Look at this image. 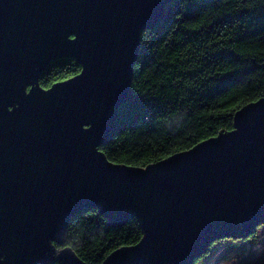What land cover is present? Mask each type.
<instances>
[{
  "label": "water",
  "instance_id": "water-1",
  "mask_svg": "<svg viewBox=\"0 0 264 264\" xmlns=\"http://www.w3.org/2000/svg\"><path fill=\"white\" fill-rule=\"evenodd\" d=\"M175 1L0 0L4 264H86L66 231L91 207L110 226L138 218L143 231L102 264H193L219 234L245 237L264 221V96L235 113L231 130L146 166L100 149L132 99L142 32ZM59 58L81 71L43 87Z\"/></svg>",
  "mask_w": 264,
  "mask_h": 264
},
{
  "label": "trees",
  "instance_id": "trees-1",
  "mask_svg": "<svg viewBox=\"0 0 264 264\" xmlns=\"http://www.w3.org/2000/svg\"><path fill=\"white\" fill-rule=\"evenodd\" d=\"M80 71L74 58L55 59L40 84L49 87ZM132 90L100 146L113 162L146 166L231 130L235 113L264 96V0L170 3L165 19L141 34ZM142 236L138 218L110 226L91 207L72 217L65 246L86 264H102Z\"/></svg>",
  "mask_w": 264,
  "mask_h": 264
},
{
  "label": "rangeland",
  "instance_id": "rangeland-1",
  "mask_svg": "<svg viewBox=\"0 0 264 264\" xmlns=\"http://www.w3.org/2000/svg\"><path fill=\"white\" fill-rule=\"evenodd\" d=\"M250 235L219 234L214 240H222L214 242L210 251L195 264H249L264 260V221Z\"/></svg>",
  "mask_w": 264,
  "mask_h": 264
},
{
  "label": "snow or ice",
  "instance_id": "snow-or-ice-1",
  "mask_svg": "<svg viewBox=\"0 0 264 264\" xmlns=\"http://www.w3.org/2000/svg\"><path fill=\"white\" fill-rule=\"evenodd\" d=\"M73 40H75V37H73ZM87 123V122H85ZM0 264H4V261L2 259H0Z\"/></svg>",
  "mask_w": 264,
  "mask_h": 264
}]
</instances>
